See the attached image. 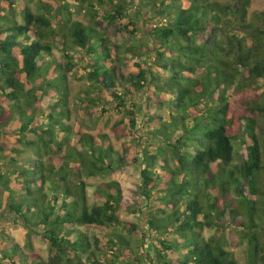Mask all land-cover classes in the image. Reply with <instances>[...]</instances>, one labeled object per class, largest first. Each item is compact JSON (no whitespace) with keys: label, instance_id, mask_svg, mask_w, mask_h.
I'll return each instance as SVG.
<instances>
[{"label":"trees","instance_id":"1","mask_svg":"<svg viewBox=\"0 0 264 264\" xmlns=\"http://www.w3.org/2000/svg\"><path fill=\"white\" fill-rule=\"evenodd\" d=\"M31 1L0 0V212L6 203L50 256L3 231L12 244L0 248L1 264H239L227 229L233 244L246 242V264H264V12L248 19L250 0H132L149 25L150 43L137 53L96 26L127 18L125 0H109L111 12L75 0L73 13L68 0L37 11ZM128 53L139 58L120 77ZM69 74L89 85L78 98L84 110L106 97L142 144L129 192L101 182L89 202L84 177L131 162L105 135L65 122ZM142 200L149 239L132 244L136 226L120 212L135 213ZM78 226L103 229L104 242ZM206 228L215 232L205 237Z\"/></svg>","mask_w":264,"mask_h":264},{"label":"rangeland","instance_id":"2","mask_svg":"<svg viewBox=\"0 0 264 264\" xmlns=\"http://www.w3.org/2000/svg\"><path fill=\"white\" fill-rule=\"evenodd\" d=\"M22 1L23 0H16L15 7L18 8ZM68 1L70 2L69 11L72 13L75 12V10L78 9V7L76 8L77 3L75 0ZM125 1L127 4V18L122 20L118 19L117 21L110 23H107V21L97 20L96 26L100 30L102 29L104 32L114 37L116 42L120 44L122 50H125L129 44H133L135 47L133 48V51L140 53L141 50H139V47H141L143 44L150 43V40L147 37L149 25L147 23H145V25L142 23L141 14L140 17H135L137 10L136 3L132 0ZM218 1L224 4H238V0ZM91 2L92 5L95 6V9L111 12L109 0H106V3H101L100 0H91ZM54 4L55 3L53 0H42L40 2L35 0L31 1V7L34 11H37L41 7H45L46 10H50L51 6H54ZM142 12L143 14L145 13L144 11ZM247 12L248 19L254 13L264 12V0H250V5L247 8ZM80 14L81 13H75V17ZM17 19L20 21V17H17ZM87 20L88 17L86 16V21ZM130 22L133 23L136 26L135 29H137V31L133 34H129L127 31H125V29H123L122 24H129ZM132 26L133 25H130L128 29H132ZM53 53L57 62L63 63L66 60L64 52L61 50L60 46L55 48ZM138 58L128 53L127 57H125L124 60L118 64V75L121 77V75H123L125 72L135 70L134 64L138 61ZM74 70L76 71V68H74ZM66 83L69 88V108L71 116L70 119L67 121L65 120V122H70L72 124L74 122H80L82 125V132L93 135H105L106 139L104 144L111 145L116 151L119 152L121 159H126L127 161L131 162L130 165L124 166L123 168L106 176L84 177L83 180L86 184V192L89 202H93V192L97 185L101 182H107L111 180L117 181L124 191L129 192L139 181V164L138 162H135L133 158H139L140 160L142 144H139L138 141L135 140L134 137L136 135H130L127 130H124V128L126 129L124 126L128 123L126 114L117 112L113 108L112 102L108 101L106 97H103V101L100 103L98 108L90 107L88 110H84L78 98L81 96V92L89 88L88 83L85 80H77L72 74L67 75ZM138 95H141L139 99L144 102L143 91L139 92ZM47 104V98H44L40 101L42 108H46ZM138 122H140V118H138ZM76 140L77 137L72 138V141ZM236 147L237 158H246L247 152L245 145H236ZM242 187L245 190V194H249L245 183L242 184ZM154 203L155 201L152 199L148 202V205L151 206ZM1 206L0 248L11 247L12 243L8 239L3 240V238H5L3 231H7L10 233V236L13 238L14 242L20 244L23 247L31 248V251H34L47 259L50 256L48 244L35 233L30 232V234H28L27 228L21 222L15 221L14 216L8 212L6 209V203L2 202ZM138 208L140 210L136 211L135 213H130L124 210L120 212V218L123 221L129 222L136 226V228L132 229L130 233L132 244L141 243L145 237L149 239V232L147 231L146 223L144 221L146 219V207L144 206L143 200L140 201ZM78 228L87 234L91 239L98 238L104 242L106 232L103 229L85 226H78ZM228 231L229 229L226 231V236L228 238V245L226 246V249L233 253L239 264H246V242H243L239 245L233 244L232 238L230 237ZM214 232V229L206 228L204 235L205 237H210ZM151 254L153 253L151 252ZM1 263L2 259L0 258V264Z\"/></svg>","mask_w":264,"mask_h":264}]
</instances>
